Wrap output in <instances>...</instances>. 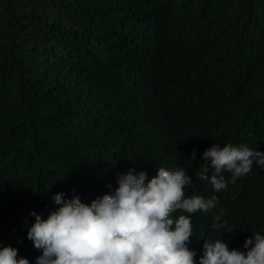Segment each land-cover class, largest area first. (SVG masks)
I'll return each instance as SVG.
<instances>
[{
	"label": "trees",
	"instance_id": "16d2710c",
	"mask_svg": "<svg viewBox=\"0 0 264 264\" xmlns=\"http://www.w3.org/2000/svg\"><path fill=\"white\" fill-rule=\"evenodd\" d=\"M242 143L264 152V0H0V247L36 264L31 213L55 194L90 204L159 167L199 190L204 150ZM247 175L241 251L264 235V169Z\"/></svg>",
	"mask_w": 264,
	"mask_h": 264
},
{
	"label": "clouds",
	"instance_id": "9594fccd",
	"mask_svg": "<svg viewBox=\"0 0 264 264\" xmlns=\"http://www.w3.org/2000/svg\"><path fill=\"white\" fill-rule=\"evenodd\" d=\"M191 159H196L195 149ZM202 159L207 163L197 174L203 181L199 190L185 169L159 167L149 172L150 179L147 172L130 169L119 176L114 193L90 204L55 194L58 207L46 219L31 213L35 221L27 239L42 253L36 264H264V235L259 232L245 240L244 251L228 246L260 217V191L252 198L247 186H240L254 163L264 169V152L243 143L213 144ZM0 264L29 260L6 246L0 247Z\"/></svg>",
	"mask_w": 264,
	"mask_h": 264
}]
</instances>
